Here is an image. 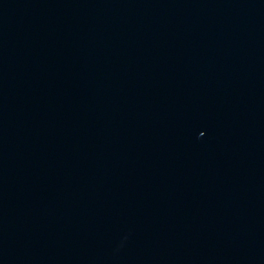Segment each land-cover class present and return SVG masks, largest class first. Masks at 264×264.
<instances>
[{
    "label": "water",
    "instance_id": "water-1",
    "mask_svg": "<svg viewBox=\"0 0 264 264\" xmlns=\"http://www.w3.org/2000/svg\"><path fill=\"white\" fill-rule=\"evenodd\" d=\"M0 264H264V0H0Z\"/></svg>",
    "mask_w": 264,
    "mask_h": 264
}]
</instances>
